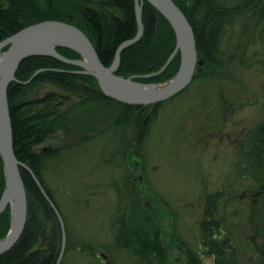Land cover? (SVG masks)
Masks as SVG:
<instances>
[{"label": "rangeland", "instance_id": "374dc122", "mask_svg": "<svg viewBox=\"0 0 264 264\" xmlns=\"http://www.w3.org/2000/svg\"><path fill=\"white\" fill-rule=\"evenodd\" d=\"M8 6L0 0L1 9ZM243 23L235 22L222 46L226 59L241 54L246 66L238 59L222 69L203 68L199 63V78L184 92L159 107H143V126L137 138L129 132L130 153L121 160V168H108L102 157L105 147L108 152L113 149L109 143L115 132L107 128L114 123L112 114V120L91 133L83 150L62 166V172L44 171L45 186L65 224L66 245L63 249L61 230L54 229V222L43 215L45 226L34 250L47 255L55 247L59 254L55 264H136L115 239L113 218L119 196L114 187L120 183L125 194L137 189L150 210L162 233L165 264H189L185 247L197 250L200 245V197L209 187L229 194V224L249 264H264V155L256 163L253 145L264 124V23L257 26L252 21L250 33L242 35ZM240 42L241 48L235 50ZM58 48L68 47H57V52ZM166 81L135 79L143 85ZM22 99L33 103L35 110L58 107L61 111L78 101L76 93L48 82L33 84ZM72 142L54 134L36 150H65ZM2 168L5 178L3 161ZM9 209V227L0 241L11 228ZM235 211L237 216L232 215ZM68 239L90 243L98 259L68 251Z\"/></svg>", "mask_w": 264, "mask_h": 264}, {"label": "trees", "instance_id": "16d2710c", "mask_svg": "<svg viewBox=\"0 0 264 264\" xmlns=\"http://www.w3.org/2000/svg\"><path fill=\"white\" fill-rule=\"evenodd\" d=\"M6 1L9 6L6 9L0 8V42L30 25L49 20L63 21L82 29L95 45L102 63L110 67L118 48L138 34L135 0ZM173 1L183 10L193 27L201 67L222 69L227 63L231 66L232 61L237 59L242 66H246L241 54L226 59L222 46L224 37L235 22H245L241 27L242 35L250 33L252 21L257 26L264 23V0ZM142 21L143 36L122 52L117 74L126 78L136 76V80L141 82L166 81L178 73L180 54H177L163 73L151 78L146 76L159 73L166 65L176 49L175 32L170 23L146 0L143 4ZM241 45V42L238 43L235 50H239ZM58 51L71 60L81 59L80 54L74 50L58 48ZM79 71L81 68L53 57H30L21 63L16 75L17 81L9 89L16 155L31 168L52 200L54 198L44 183V171L62 172V166L65 167L74 154L89 143L90 134L102 130L103 124L112 120V114L115 115L114 123L108 126V132H115L114 140L109 143L113 149L108 152V147H105L102 156L105 157L108 168L113 165L117 168L123 166L121 160L127 158L131 148L129 132L137 138L138 131L143 126L144 118L140 113L143 107L107 98L101 93L94 77ZM198 78L197 73L193 82ZM27 81H30L28 85ZM47 82L76 93L78 101L64 111L58 107L56 110L53 107L35 110L33 103L23 102L22 97L33 84ZM161 105L162 103L156 107ZM257 132L258 136L253 142L256 163L261 162L264 155V124L259 126ZM59 133L65 140L73 141L69 148L63 149L64 151L37 152V147ZM0 166L1 200L5 190L1 156ZM22 176L28 192V220L20 241L10 251L0 255V264H55L59 255L55 247H50L45 255L41 249L34 250V246L45 226L41 219L43 215L54 222V229L62 232L60 221L32 175L24 170ZM120 185L117 183L114 187L119 202L113 218L118 248L129 253L136 264H165L167 256L162 245L161 230L141 194L135 188L125 194ZM200 205V245L197 250H193L182 244L186 246L189 264H249V259L239 248L234 230L229 224L226 212L231 205L229 194L225 190L213 191L208 187L200 197ZM237 212L232 215L237 216ZM9 222L8 207L0 216V239L5 236ZM68 251H79L82 255L98 259L97 249L87 242L68 239ZM206 259L211 261L206 262Z\"/></svg>", "mask_w": 264, "mask_h": 264}, {"label": "water", "instance_id": "95a60500", "mask_svg": "<svg viewBox=\"0 0 264 264\" xmlns=\"http://www.w3.org/2000/svg\"><path fill=\"white\" fill-rule=\"evenodd\" d=\"M144 1L135 0L138 34L118 48L110 67L102 63L95 45L82 29L63 21L49 20L36 23L0 42V62H3L0 77V156L6 179L5 190L0 200V216L10 207L12 217L9 233L0 241V255L10 251L20 241L27 224L28 192L22 176L24 170L32 175L58 217L63 233V249L66 245L65 224L59 210L35 173L18 159L15 152L9 89L11 84L17 81V71L24 60L35 56H48L79 67L81 68L79 73L96 79L101 93L107 98L140 107H156L174 98L187 89L197 76L200 61L195 33L183 10L173 0H146L170 23L177 41L175 51L162 70L146 78L163 73L176 55L180 54L181 64L178 73L164 83L144 85L135 82L136 76L124 78L117 75L122 52L143 36ZM62 46L79 53L81 59L70 60L62 56L56 50Z\"/></svg>", "mask_w": 264, "mask_h": 264}, {"label": "bare ground", "instance_id": "6f19581e", "mask_svg": "<svg viewBox=\"0 0 264 264\" xmlns=\"http://www.w3.org/2000/svg\"><path fill=\"white\" fill-rule=\"evenodd\" d=\"M3 62H0V77H1V69H2ZM37 75V74H36ZM108 128V127H107Z\"/></svg>", "mask_w": 264, "mask_h": 264}]
</instances>
